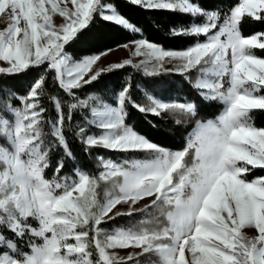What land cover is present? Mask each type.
<instances>
[{
	"label": "snow or ice",
	"instance_id": "obj_1",
	"mask_svg": "<svg viewBox=\"0 0 264 264\" xmlns=\"http://www.w3.org/2000/svg\"><path fill=\"white\" fill-rule=\"evenodd\" d=\"M127 3L145 11L202 16L205 23L172 28L170 34L204 40L185 50L165 49L144 37L151 25L133 22L115 0H0V17L7 21L0 30V62H6L0 66V139L6 143L0 145V230L12 234L0 231V264H143L151 257L159 264H264V176L247 179L253 170H264V127H255L250 114L264 110V58L253 51L264 50V32L241 33L246 19L264 24V0H241L223 13L193 0ZM54 14L63 22L55 24ZM97 19L139 36L131 42L132 56L144 59L101 68L98 61L110 52L105 50L74 61L66 48L87 42ZM129 66L145 77L196 72L192 87L203 101L221 102L223 112L215 120L197 121L187 147L170 151L135 131L126 122L127 108L145 118L169 113L194 118L195 101H164L145 93L148 103H137L130 76L118 92L111 90L113 103L97 94L76 95L74 90ZM49 71L72 102L65 115L61 100L50 97L55 117L46 121L40 98ZM29 73L27 84L14 82ZM14 100L22 106H14ZM76 111L87 114L72 125ZM66 121L87 154L140 151L149 158L116 163L97 156L104 169L99 176L77 166L75 178L59 177L66 166L60 159L54 166L58 178L45 179L50 151L60 148L68 163L76 162ZM45 123L52 137L47 143ZM186 155L191 166L184 163ZM100 182L106 185L102 200ZM145 198L150 203L139 207ZM137 214L151 218L112 231L102 227ZM245 226L257 234L247 236L241 231Z\"/></svg>",
	"mask_w": 264,
	"mask_h": 264
},
{
	"label": "trees",
	"instance_id": "obj_2",
	"mask_svg": "<svg viewBox=\"0 0 264 264\" xmlns=\"http://www.w3.org/2000/svg\"><path fill=\"white\" fill-rule=\"evenodd\" d=\"M119 10L125 14L133 22H138L141 26L151 25L143 35L152 42L158 43L168 50H185L190 46H193L197 42H203L204 36L189 37V36H172L170 29L186 28L195 24H203L204 17H196L195 19L191 15L181 14L177 11H145L141 8L135 7L127 0H115ZM199 6L206 10L227 11L229 8L241 2V0H193ZM264 32V24L254 23L251 20H244L241 25V33L245 37L252 36L256 33ZM89 39L87 42H79L72 44L66 48V52L72 57L74 61H79L83 57L104 52L105 50H114L123 47L125 44H131L132 41L139 39L140 37L129 33L122 28L106 23L102 20L97 19L91 26V30L88 33ZM255 54L264 58V50L254 49ZM134 63L136 61H133ZM43 71V69H42ZM187 77L186 74L181 75L179 73L162 74L156 77H145L141 71H137L132 67H125L120 70H115L102 75L97 82H93L90 85H86L78 90H74L76 95L83 99L90 94H97L104 97V100L108 103H113V97L111 90L118 92L124 85L126 79L131 77V94L133 100L140 104H147L148 95L155 96L156 98L164 101H177V102H190L195 101L197 104V115L192 118L179 114H165L163 118H152L143 117L137 112L131 105L128 106V118L127 123L134 128L140 134L145 135L154 143L164 147L170 151L183 150L187 146V137L196 126L198 120L207 122L208 120H215L216 116L224 109V105L221 102H206L200 97L199 92L192 87L193 77ZM32 73L28 76H20L17 81L23 84H27ZM54 72L49 71L47 73V80L45 83V94L40 98V103L46 109L45 120H49L55 117V111L53 103L50 97H57L61 100L64 105V112L67 115V104L72 102L69 97L57 84H54L52 77ZM8 79V77H4ZM151 85V87H149ZM107 93V95H105ZM23 95V92L19 93ZM264 94V91L261 92ZM14 106H22L19 101H13ZM87 112L81 113L76 111L73 113L72 125L76 123H82V115H86ZM252 116V123L255 127H264V110H252L250 113ZM12 119V117H7ZM177 121H180L178 124ZM155 125V127H153ZM65 135L69 141V145L75 156V163H68L64 157L63 150L56 148L49 152V164L50 166L44 172V178L52 180L56 177L54 166L57 160L65 159L66 166L60 172L59 177H72L75 178L73 173L74 169L78 166L83 171H86L91 176H99V173L104 169L98 166L97 156H103L105 159H111L116 163L131 160H142L143 153L145 152H121V151H110L103 149H93L90 154L84 152L83 145L73 134L71 126L68 122H65ZM93 133L97 132V129L92 128ZM45 142L47 143L52 139L51 128L48 123L44 125ZM0 145L6 143L3 139H0ZM264 176V170L255 169L247 175L249 181ZM106 185L104 182H100L97 193L98 198L103 199V193ZM152 216H159V212L155 209H151ZM146 218L143 214H137L132 217L122 216L116 218L114 221H110L102 225L107 231H112L118 227H130L132 224ZM161 219H163L161 217ZM35 226V221H31ZM3 231V234L11 238L10 232ZM36 243H42L40 240H36ZM23 251H30V249L21 244ZM3 251V249H0ZM158 258H144L143 264H158Z\"/></svg>",
	"mask_w": 264,
	"mask_h": 264
},
{
	"label": "rangeland",
	"instance_id": "obj_3",
	"mask_svg": "<svg viewBox=\"0 0 264 264\" xmlns=\"http://www.w3.org/2000/svg\"><path fill=\"white\" fill-rule=\"evenodd\" d=\"M53 21L55 24H60L61 22H63V18L62 17H59L58 14H54L53 15ZM205 18H204V23H205ZM222 22V21H221ZM7 26V21L3 18V17H0V30L4 29L5 27ZM132 51H134V49L131 47V44H129V48H124V47H121V48H118V49H114L112 51H110L106 57H102V59L100 61H98V64L101 68H106L108 67L109 65L113 64V63H118V62H122L123 60L125 59H133V61H136L138 62L139 60L141 59H144L143 56H138V57H133L132 56ZM0 66H6V62H0ZM169 67H171V65H169ZM199 74L198 73H194L192 75L193 77V83H195V78L198 76ZM87 78V77H85ZM223 112V110H221V112L216 116V118ZM200 122H203L201 120H198ZM197 127V123H196V126L193 128L192 132L195 130V128ZM191 132V133H192ZM190 133V134H191ZM189 134V135H190ZM189 137V136H188ZM187 137V138H188ZM187 147V146H186ZM132 152H140V151H132ZM143 159L142 160H145V159H148L149 156L147 153H143ZM184 163H186L188 166H191V163H192V160H191V157L190 155H186L185 158H184ZM150 203V200L148 198H145L140 204H139V207H143L145 204H148ZM119 207V206H118ZM242 232L246 233L247 236L249 237H254L256 234H257V231L254 229V228H251V227H248V226H245L244 228L241 229ZM124 254V250H121V255ZM159 264V263H158Z\"/></svg>",
	"mask_w": 264,
	"mask_h": 264
},
{
	"label": "crops",
	"instance_id": "obj_4",
	"mask_svg": "<svg viewBox=\"0 0 264 264\" xmlns=\"http://www.w3.org/2000/svg\"><path fill=\"white\" fill-rule=\"evenodd\" d=\"M121 48V47H120Z\"/></svg>",
	"mask_w": 264,
	"mask_h": 264
}]
</instances>
